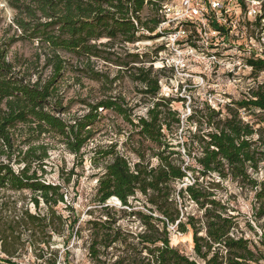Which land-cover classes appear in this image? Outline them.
I'll list each match as a JSON object with an SVG mask.
<instances>
[{
    "label": "trees",
    "instance_id": "trees-1",
    "mask_svg": "<svg viewBox=\"0 0 264 264\" xmlns=\"http://www.w3.org/2000/svg\"><path fill=\"white\" fill-rule=\"evenodd\" d=\"M4 1L13 11V33L0 39V191L6 198L0 264H21L29 252L33 264H57L53 236L66 230L65 244L86 237L91 264H264V79L258 81L264 56H247L255 82L241 98L223 108L195 103L183 118L173 102L186 98L162 94L166 66L154 68L164 44L155 58L135 48L174 31H158L166 0ZM236 1L247 10L245 0ZM209 6L206 25L229 36V10L224 4L226 22H220ZM263 20L261 4L251 24L261 27ZM182 24L188 38L202 28L200 20ZM19 41L35 44L32 55H9ZM125 80L132 91L124 90ZM71 87L76 96H67ZM142 105L145 114L138 112ZM105 111L115 119L110 124L103 122ZM104 127L126 136L124 150L117 140L85 152ZM61 148L82 164L89 153L92 165L102 167L84 223L59 210L62 204L73 209L63 188L74 170H61L60 182L48 179ZM227 180L252 194L255 226L250 219L245 225L258 240L247 236L241 214L222 196ZM25 192L35 212L17 208L11 195ZM188 201L196 212L186 211ZM174 230L192 232L193 256L171 243Z\"/></svg>",
    "mask_w": 264,
    "mask_h": 264
},
{
    "label": "rangeland",
    "instance_id": "rangeland-1",
    "mask_svg": "<svg viewBox=\"0 0 264 264\" xmlns=\"http://www.w3.org/2000/svg\"><path fill=\"white\" fill-rule=\"evenodd\" d=\"M264 6V0H260ZM226 8L229 10V17L234 20V26L229 36L224 37L218 32L212 31L206 25V21L202 20V28L199 33L194 34V37L188 38V33L179 41H172L169 34L157 37L151 40L140 41L135 44V48L139 51H148L153 58L156 56V50L159 45L164 44L165 48L157 55V60L154 68L166 66L165 75L161 78L162 94L173 98H186L185 103L182 101H174L173 107L181 113L182 117H186L190 113V107L193 104H201L207 101L216 108H223L231 100L241 98L249 86L255 81L251 77V69L245 63L247 56L251 52L257 55L264 56V22L262 26L251 24L254 17L248 14L247 10H242L236 0H223ZM173 4V3H172ZM247 11V12H246ZM147 11L145 12V14ZM181 16V14L179 15ZM13 11L7 6L4 0H0V39L10 36L13 30H9L8 25L11 23ZM174 20V19H172ZM165 27V28H164ZM161 30H178L180 24L166 23ZM184 28H186L184 26ZM191 38V39H190ZM196 44V46H194ZM216 46V47H211ZM35 50V44L27 41H19L11 46L10 56L15 53L20 55L30 56ZM68 76L63 81L68 82ZM264 79V73L258 77V81ZM124 90L132 91L133 87L130 81L123 82ZM86 90H84L85 92ZM78 93L77 87L67 88V96H76ZM82 93V91H81ZM79 109V105H75L72 111ZM146 105H142L138 112L145 114ZM103 122L109 123L115 119L109 111L103 112ZM121 124V121L118 122ZM121 128H124L121 125ZM126 139L125 135L117 136L107 127L97 133L93 142L84 149L89 152L96 144L108 145L113 141H119V149L121 143ZM54 169L48 175V179L54 182L61 181V170L70 172L74 170L71 177V182L65 185L63 190L67 192V204L73 209H65L66 205L62 204L59 210L65 215L76 214L80 215L79 223H84L91 216L88 210L93 207L94 195L96 192L97 177L96 173L102 170V167L96 168L90 161V154L85 155L83 164L77 160L74 154L64 150L63 148L54 152L52 159ZM155 161V160H154ZM49 170H51L49 168ZM264 176V169L261 176ZM185 181H191L186 179ZM185 183H179L183 186ZM222 196L230 197V204L235 208L234 213H240L241 226L246 229L247 236L258 240V237L247 230L246 220L250 219L255 226L253 218V197L252 194L240 191L236 183L230 180L223 182ZM12 197L18 200L17 208L22 205H28L35 212L34 204L30 200L29 192L24 194L11 193ZM0 191V204L6 198H3ZM110 203L117 204L118 200L112 199ZM1 207V205H0ZM186 211L196 212V206L191 201L186 204ZM260 232V230H258ZM68 230L63 235L55 234L53 236L54 247L59 249V261L57 264H66V252H68L67 262L70 264H91L88 256L86 237H73L69 244H65L67 240ZM171 243L177 246L182 252L189 256L194 255L192 232L181 233L176 230L171 233ZM36 258L31 252L24 254L19 258L21 264H33Z\"/></svg>",
    "mask_w": 264,
    "mask_h": 264
},
{
    "label": "built area",
    "instance_id": "built-area-1",
    "mask_svg": "<svg viewBox=\"0 0 264 264\" xmlns=\"http://www.w3.org/2000/svg\"><path fill=\"white\" fill-rule=\"evenodd\" d=\"M247 1L249 4L254 3L253 6L249 5V15L255 17L257 14H261V1L245 0L246 3ZM209 4L211 5L212 9L216 11L217 19L220 22H226V17H224L223 14V0H166L163 2L162 9L160 10L165 16V20L160 24L159 29H162L164 25L170 21L172 23L180 24L178 30H175L169 34L172 41H179L182 37L187 35V31L183 27L182 23L197 22L198 20L202 22V20H205V13H207L210 9ZM180 14L181 16H179Z\"/></svg>",
    "mask_w": 264,
    "mask_h": 264
}]
</instances>
